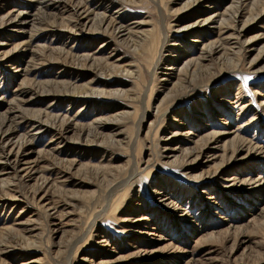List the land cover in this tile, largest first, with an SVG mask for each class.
I'll use <instances>...</instances> for the list:
<instances>
[{
    "label": "rangeland",
    "instance_id": "374dc122",
    "mask_svg": "<svg viewBox=\"0 0 264 264\" xmlns=\"http://www.w3.org/2000/svg\"><path fill=\"white\" fill-rule=\"evenodd\" d=\"M83 1L108 7L107 16L120 5ZM184 1L124 3L122 16L144 20L142 29L160 37L159 11L180 10ZM62 3L69 12L61 15V7L52 8L50 21L62 24L71 16L73 4ZM34 5V0H0V55L10 54L0 57L2 110L3 101L10 100L22 82L53 79L81 90L92 80H104L100 66L97 71L81 70L64 55L48 59L50 48L69 50L74 59L93 50L99 58L111 56L120 69L105 81L107 89L123 92L93 97L87 107L86 100L60 104L55 95L29 106L31 115L50 108L68 122L56 135L57 141L43 134L24 153L36 172L12 188L21 198L7 202L0 193V264H264V53L257 55L264 47V14L249 24L244 39L232 49H216L219 33L213 24H206L201 42L213 43L214 54L221 56L204 60L208 74L196 73L193 83L181 90V84L172 87L182 75L169 63L176 55H198L191 44L182 48L184 38L170 36L177 48L165 44L156 67L159 41L138 54L134 46L113 40L102 46L105 37L92 28L90 34L80 30L82 40H66L47 33L62 28L49 27L29 45L30 27L22 32L1 20L22 10L34 13ZM222 5L221 1L217 7L206 4L201 10L210 16ZM261 8V2L249 4L247 14ZM186 14L167 21L181 25ZM258 36L263 41L255 46ZM21 41L23 47L14 50ZM236 50L239 54L234 55ZM29 51L44 55L35 58L32 72L16 73L11 63L31 62ZM8 56L15 59L9 66L3 62ZM130 65L140 70L136 79L124 73ZM61 68L67 72L60 74ZM103 121H110L109 127L97 132ZM27 126L21 124L19 129ZM212 133L216 135L211 137ZM111 136L121 142L110 145ZM100 144L109 149L98 148ZM42 170L48 185L33 198L31 187ZM10 171L1 172L0 181ZM131 172L133 178L110 195L109 190Z\"/></svg>",
    "mask_w": 264,
    "mask_h": 264
},
{
    "label": "bare ground",
    "instance_id": "6f19581e",
    "mask_svg": "<svg viewBox=\"0 0 264 264\" xmlns=\"http://www.w3.org/2000/svg\"><path fill=\"white\" fill-rule=\"evenodd\" d=\"M68 1L73 4V8L70 9V11L72 10L70 14L71 16L65 19L62 24H57L54 20L50 21L48 19L52 8H55L57 11L61 7L62 9L59 10L61 15L69 12V9L62 6V0H34L36 5V11L34 13L22 10L16 14L13 13L12 16L6 15L5 18L1 20V24H12L14 29L22 32L25 31V27H30L31 31L26 37V42L29 45L33 43V38L36 35L42 34L47 31L49 27L54 26L62 28L61 31L47 33L54 34L53 36L59 35L61 39L82 40L83 36L82 31L80 30L86 29L90 34V28H92V31L95 34H103L105 37V42L102 43V46L107 41L113 40L117 45L126 44L130 48L134 46V50L138 54H143V51L148 50V48L153 45V42L157 45L159 41V47L154 54V60H156V62L154 61L155 67L163 58L162 53L165 44L172 43L173 47L177 48L175 42L170 39V36L173 35L184 38L185 40L182 44L184 46H182V48L186 50L185 46L191 44L198 50V55L191 58H188V56L181 58L179 55H176L173 56L175 59H172L169 63L171 67H175L178 74L182 75V79H179L178 77L175 84L172 85V87H175L176 85L181 84V90H185L188 85L193 83L192 77L196 73L200 76L208 74L210 67H203L202 63L204 60L211 61L207 59H212V56L214 58V55L221 56V54L217 51L214 54L213 43L207 42L205 44L201 42V36L203 32L206 31L204 28L206 24H213L219 33V35L218 33L216 34L218 35L215 40L216 49H232V47L236 45L240 39H244L247 32L246 28L249 24L264 14V0H185L180 10L164 11L162 9L159 11L158 17L162 26L160 30V37H157L153 34L152 30L142 29L141 26L147 24L144 20H126V18L122 16L125 8L124 3H132L130 5H136L139 0H136V2L135 0H97V2L110 1L111 3L109 6L112 5V3L119 2L120 5H118V8L113 11L112 15L109 14L108 16L105 15L108 11V7L91 4V6H88L89 3H85L83 0ZM219 1L223 3L220 10L215 9V13L210 16H205L201 7L206 4L211 7H217ZM256 2H261L262 8L257 13L247 14V6ZM80 5H82L80 7L81 9H78ZM195 9H200L199 13H195ZM185 13L189 14L184 15V20L181 25L178 24L176 19L174 25H170L167 21L168 18L173 16H176L178 19L180 15ZM224 29L230 30V32L228 34L222 32ZM261 39L263 38L258 36V38L253 41L254 45H257L258 40L260 42L264 40ZM62 44H65V42ZM23 45L24 43L21 41V43L15 47L14 50L22 48ZM114 50L115 48L112 49V51ZM29 52L31 53L30 57L32 56L29 58L31 62L25 60H22V62L14 61L15 59L11 61L9 60L10 54L8 52L4 54V57L2 56L5 58L9 55L3 62L9 66V63L14 61L11 63L13 66L12 69H14L16 73L21 72V74L27 75L36 67L35 58L38 57V59H41V57H43L42 55H44V52L42 54H37L34 51ZM173 53L175 52L170 51V54ZM262 53H264V47H261L257 51V55L260 57L262 56ZM54 54L64 55L65 58H71L74 61V65L78 66L81 70H92L96 68V66H100L103 70L104 80H98L97 83L92 80L90 83L86 84L87 86H83L81 90H79L77 86H72L70 82L65 83L63 81H56L53 79H51L53 81L45 80L42 83L35 82L34 80L28 84L22 82L15 88L16 90L12 95L13 97L10 100L3 101L6 108L2 110V105H0V173L5 170H11L10 172L12 173L7 175V179L0 181V185H2L0 193H2L4 198H6L7 202L12 200L16 201L21 198L12 188H16L21 181H25V179L29 178L33 172H36L27 162V157H25L27 154L24 156V153L29 151V146L33 140L43 134H47L50 135L52 140L57 141L58 139L56 135H61V131L65 130L64 126L68 122V118H66V116L55 114L52 110H50V108L38 110L35 115H31L28 113L30 110L29 106L36 103L37 101L35 100L44 101L48 96L55 95V100H58L60 104L65 103L72 106L77 102L86 100L84 107H87L89 105V101L93 97L105 98V96H108L111 93L123 92L121 89H107L109 83L105 81L112 79L117 73L116 70L120 69L118 64H116L115 61H112L111 56H103L99 58L97 56V50H93V52L90 53L77 55L74 59L72 52L69 50L65 51L64 48H50V52L47 53L48 59H51ZM183 54L186 55L184 51ZM237 54H239V50H236L234 53V55ZM220 61H223V58H221ZM171 67L168 70H171ZM121 71L122 70L118 71L119 77ZM66 72L67 70H64L63 68L59 70L60 74ZM124 73L129 78L136 79L139 76L140 70L135 65H130V68L125 69ZM153 80L154 79H152L151 83L152 87L154 85ZM117 81L116 85L120 86L121 83L117 84ZM55 100L54 102H56ZM143 120L144 117L140 119L139 126H141ZM97 121H99V119H97ZM109 122L110 121H103L101 124L98 123L100 125L97 127V132L99 129L108 128L110 124ZM21 124H28L29 126H27V129L24 131H21L19 129ZM97 132L93 131V137L98 135ZM175 133L176 132H171V135L176 136ZM215 135L216 133H212L211 137H214ZM136 138H138V134ZM120 142V138L117 139L114 136L110 137V145H117ZM132 143H134V141ZM98 148L105 150L109 149V147L103 144H100ZM182 151L184 153L191 152L185 149ZM175 161L176 159L173 162ZM95 170L98 172L100 171L98 167H96ZM43 171L44 170L38 173V176L34 179V184L31 187L30 193L33 194V198H37L39 192H42V189L48 185V179L43 174ZM104 173H106V170ZM133 176L134 174L131 172L126 179L120 180L113 187L111 185L110 187L112 188L109 190V194L111 195L115 190L123 188L122 184H125L129 179H132ZM91 226L88 229H90Z\"/></svg>",
    "mask_w": 264,
    "mask_h": 264
}]
</instances>
